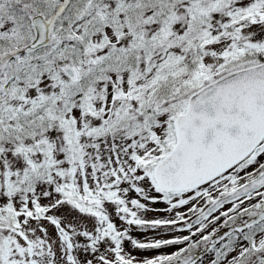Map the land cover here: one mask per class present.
I'll use <instances>...</instances> for the list:
<instances>
[{"label":"snow or ice","instance_id":"6c2138e0","mask_svg":"<svg viewBox=\"0 0 264 264\" xmlns=\"http://www.w3.org/2000/svg\"><path fill=\"white\" fill-rule=\"evenodd\" d=\"M0 264H264V0H0Z\"/></svg>","mask_w":264,"mask_h":264}]
</instances>
